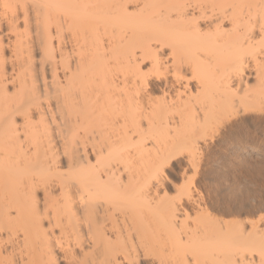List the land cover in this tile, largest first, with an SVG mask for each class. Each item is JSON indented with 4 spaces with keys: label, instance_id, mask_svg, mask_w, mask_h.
Wrapping results in <instances>:
<instances>
[{
    "label": "bare ground",
    "instance_id": "6f19581e",
    "mask_svg": "<svg viewBox=\"0 0 264 264\" xmlns=\"http://www.w3.org/2000/svg\"><path fill=\"white\" fill-rule=\"evenodd\" d=\"M201 2L208 0H0V264H180L185 253L198 264L264 262L256 220L239 221L235 247H195L208 229L186 223L191 192L160 193L157 158L194 157L230 118L264 113L255 62L245 58L232 71L238 41L264 14L261 0H222L234 5L228 11L182 7ZM233 24L243 30L229 33ZM105 35L111 64L93 43ZM169 59L174 70L182 63L184 87L168 74ZM141 61L165 68L141 75L138 88ZM121 90L151 102L128 123H116L111 105L101 118Z\"/></svg>",
    "mask_w": 264,
    "mask_h": 264
},
{
    "label": "rangeland",
    "instance_id": "374dc122",
    "mask_svg": "<svg viewBox=\"0 0 264 264\" xmlns=\"http://www.w3.org/2000/svg\"><path fill=\"white\" fill-rule=\"evenodd\" d=\"M263 114L249 113L230 118L213 131L211 137L200 142V149L194 157L177 156L163 171L166 179L161 188H167L170 196L175 194L174 188L190 184L191 200L183 203L189 215L184 216L186 223L191 227L199 226L198 229L205 225L208 229L205 231L206 237L203 236L204 232L202 239L194 244L195 247H200L201 244H197L201 240L207 243L223 242L225 245L217 243L219 248L237 246L241 239L239 233L240 238L235 232L239 221L247 220L244 222L247 225V222L256 220L259 228L264 229V212L261 211L264 208ZM222 190L230 193L226 200L220 195ZM235 221H238L237 226ZM227 228L237 236L229 234ZM198 250L202 251L197 252L201 256L209 252L206 248Z\"/></svg>",
    "mask_w": 264,
    "mask_h": 264
},
{
    "label": "snow or ice",
    "instance_id": "6c2138e0",
    "mask_svg": "<svg viewBox=\"0 0 264 264\" xmlns=\"http://www.w3.org/2000/svg\"><path fill=\"white\" fill-rule=\"evenodd\" d=\"M211 6L213 8L216 7H222L226 11L231 10L234 5L233 4H224L222 0H208L207 3L201 2L196 5L193 4H184L182 7L187 9H192L194 7H208ZM69 7H77L79 5H68ZM101 5L96 4H89V5H83L85 8H94ZM106 8H116L119 7L117 4H108L105 3L102 5ZM179 6V5H178ZM5 8L8 7L7 4L4 5ZM129 9H133L137 7V5H134L133 3L129 2L127 5ZM247 7L251 9L253 5L248 4ZM260 8L264 9V0H261V3L259 5ZM229 23H232V21H229ZM258 25V30H257ZM243 30L240 25L233 24L232 28L227 29L229 33H232L237 30ZM96 31L99 30V25H96L95 29ZM210 36L211 34H206ZM256 36H259V39H255L254 43L250 42L252 41ZM88 39H89V30L85 29V39H84V45L82 47L88 46ZM93 43L98 47L102 44L103 46V56L105 60L111 64L112 63V40L108 38L106 35L101 37L99 41H96L95 38H93ZM247 58L249 61H254L256 64V72L258 76H264V14L260 15L257 19V24L253 25V28L251 30L250 35L246 36L242 41H238L237 43V54L234 57L233 63H232V71L239 72L240 69L244 66L243 61ZM143 63V67L147 69V72H143L141 70V74H135L136 79V85L138 88L142 86V80L141 75L146 79L148 76L156 75L161 69L165 68L164 64H161L159 62L152 63L149 61L148 63ZM173 61L172 59H169L168 65H167V72L169 75H173L175 73L176 80L180 84L181 87H184V76L180 75V71L183 68V65H181L177 69L172 68ZM219 71V69H217ZM189 79H195V75L192 73L188 74ZM127 79V78H126ZM151 101L144 102L143 98L141 97L140 91H134L132 93L131 97H127L123 90L120 91L119 96L115 100H106L104 105L101 107L100 112L98 113L101 118H108L109 116V105L112 106L111 110L115 112L116 115V123H119V120L122 118L125 123H128V121L135 117L138 110L141 109L142 106H147V103H150ZM140 125L144 127H150V121H148L143 115L140 116ZM131 131V129H129ZM133 139H135V133H133ZM129 155H131V149L129 150ZM167 160H161L157 158L154 161V166L156 169V172L158 175H161L162 178L166 179V177H163V171L167 168ZM153 186H156L155 184ZM185 191H187L190 188V184H186L184 186H181ZM160 191H163L162 188H160ZM222 199H227L230 193L227 190H222L220 193ZM172 200L175 199V197L171 198ZM262 212H264V208L261 209ZM264 219V217H262ZM176 246V242H173V247ZM164 251H168V245L167 243L164 245ZM122 264H126V262H122ZM161 264H164V261L161 260ZM180 264H198L196 259L189 253H185V258L180 262ZM264 264V262H262Z\"/></svg>",
    "mask_w": 264,
    "mask_h": 264
}]
</instances>
